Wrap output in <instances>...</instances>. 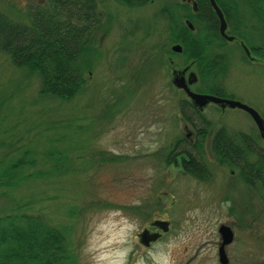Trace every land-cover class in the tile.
Instances as JSON below:
<instances>
[{"label": "rangeland", "instance_id": "rangeland-1", "mask_svg": "<svg viewBox=\"0 0 264 264\" xmlns=\"http://www.w3.org/2000/svg\"><path fill=\"white\" fill-rule=\"evenodd\" d=\"M42 1L0 0V12L27 21ZM187 1L151 0L132 8L94 0L100 22L82 90L69 101L41 97L38 79L0 53V166L25 151L42 157L55 149L61 154L57 164L66 169L16 188L11 197L0 189V215L17 203L42 210L64 233L73 264H220L221 226L233 233L224 249L227 264H264V184L210 150L222 128L231 137H250L260 152L264 141L240 109L209 104L194 109L197 114L186 110L187 121L181 102L189 100L172 84L173 72L189 65L185 77L197 78L192 91L215 86L264 120V61L246 56L236 38L213 45L201 63L189 60L183 35L172 33L175 19L183 33L195 36ZM258 1L230 0L229 8L237 14L235 7L252 8ZM248 30L258 45L253 27ZM227 35L234 37L229 28ZM177 45L181 53L172 51ZM210 56L218 66L212 81L201 77ZM187 150L205 166L200 177L184 170L183 155H172ZM157 221L168 223L167 232L153 226ZM144 231L160 236L143 244Z\"/></svg>", "mask_w": 264, "mask_h": 264}, {"label": "trees", "instance_id": "trees-1", "mask_svg": "<svg viewBox=\"0 0 264 264\" xmlns=\"http://www.w3.org/2000/svg\"><path fill=\"white\" fill-rule=\"evenodd\" d=\"M119 1L136 8L151 0ZM215 1L234 38L243 43L250 54L264 61V0L262 4L258 1L260 4L252 8L235 7L237 14L229 8L230 0ZM207 2L208 0H197L199 13L193 19L194 27L197 28L195 36L188 37L190 32L183 33L181 25L172 18V33L176 36L183 35L182 52L196 63L206 59V54L213 45L224 43L219 36L217 17ZM27 15V21H15L0 12V53L14 67L25 69L38 79V93L41 97L60 101L73 99L82 90L83 69L88 66V56L92 52L91 45L94 41L93 33L100 22L96 3L94 0H43ZM254 21L256 25H253ZM252 27L259 40L256 46L252 44L253 35L248 30H252ZM213 59L214 56H210L207 65L202 67V79L205 75L211 81L216 77L218 66L216 60L212 62ZM206 81L202 80L205 86ZM203 88L198 92L231 98L215 86ZM181 104L183 117L190 122L185 111L193 113L194 108L186 100ZM203 130L201 139L205 134ZM199 135L200 133L193 145L194 150L201 146ZM180 145L183 143L178 144ZM210 150L216 159L237 167L246 178L258 179L264 184V154L257 149L250 137L244 134L231 137L222 128L214 134ZM172 155H183L182 167L189 174L200 177L206 170L197 157L198 154L195 155L192 151L173 152ZM60 156L59 151L49 149L42 157L32 155L29 151L13 157L9 163L0 166V189L8 190L4 195L11 197L13 190L27 183L44 177L50 178L54 174L59 176V173L66 170H61L57 164ZM250 156H255L256 159L251 160ZM44 160H48L47 168L43 165ZM29 205L27 202L17 203L10 213L0 215V264H73L66 254L67 240L64 233L46 219L42 210H24Z\"/></svg>", "mask_w": 264, "mask_h": 264}, {"label": "water", "instance_id": "water-1", "mask_svg": "<svg viewBox=\"0 0 264 264\" xmlns=\"http://www.w3.org/2000/svg\"><path fill=\"white\" fill-rule=\"evenodd\" d=\"M211 7L213 8L218 20H219V34L220 36L225 39L228 42L233 41V37L228 36L226 34V21L224 19V16L220 10V8L217 6L216 2L214 0H208ZM188 3L191 2V0L187 1ZM193 6L196 4L192 2ZM190 29L192 27L189 25ZM245 53L247 56H249L248 50L243 46ZM173 52L176 53H181L182 49L180 46H174L172 48ZM188 68H185L182 71H174L173 72V79H172V84L175 88L178 90H182L185 92L186 96L189 98L191 103L202 111L208 104L212 103L214 105L219 106L222 109L229 108V109H240L247 113L252 121L254 122L259 135L261 139L264 141V120L260 117V115L252 108L248 107L245 104H242L241 102L235 101V100H230V99H224L220 98L217 96L213 95H208V94H200V93H195L190 90V86L195 84L197 82L196 75L194 73H189L187 78H185V73L187 72ZM264 152V148H263ZM153 226L160 228L163 232H167L168 230V223L163 222V221H157L153 224ZM218 233L220 234L221 237V245L218 249V258H219V263L220 264H227L228 259L225 255V250L224 248L229 245L232 240H233V233L229 227L226 226H221L218 230ZM141 242L143 244H147L149 241H155L158 239V235H150L147 231H144L141 235Z\"/></svg>", "mask_w": 264, "mask_h": 264}, {"label": "flooded vegetation", "instance_id": "flooded-vegetation-1", "mask_svg": "<svg viewBox=\"0 0 264 264\" xmlns=\"http://www.w3.org/2000/svg\"><path fill=\"white\" fill-rule=\"evenodd\" d=\"M208 4H209V7H210V9H212V7L210 6V3L209 2H207ZM192 11H193V13L195 14V15H197L198 13H199V8H198V4L196 3V6H192ZM212 11H213V9H212ZM213 13H214V11H213ZM215 14V13H214ZM216 16V15H215ZM218 20V19H217ZM218 24H219V21H218ZM218 32H219V26H218ZM240 46H241V44H240ZM241 48H242V46H241ZM243 49V48H242ZM244 51V50H243ZM249 51V50H248ZM250 52V51H249ZM184 69V68H183ZM187 74V73H186ZM195 112V111H194ZM187 128H185V130H186ZM157 230V229H156ZM156 235H158V234H156ZM160 235H158V237H159Z\"/></svg>", "mask_w": 264, "mask_h": 264}]
</instances>
